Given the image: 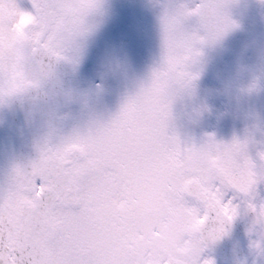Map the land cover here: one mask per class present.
<instances>
[{
	"label": "clouds",
	"instance_id": "1",
	"mask_svg": "<svg viewBox=\"0 0 264 264\" xmlns=\"http://www.w3.org/2000/svg\"><path fill=\"white\" fill-rule=\"evenodd\" d=\"M0 2L11 12L0 24V106H78L80 118L67 132L59 128L70 113L45 119L44 145L77 144L96 161L79 183L76 202L55 225L66 264H187L186 245L200 210L176 192L174 124L180 115L194 123L207 111L197 86L203 54L235 28L228 14L233 0H159V60L104 118L97 106L105 79L87 95L60 79L61 66H77L87 30L84 21L78 30L69 27V0H29L32 13L20 11L16 0ZM251 142L238 141L234 148L223 143L225 155L237 164L249 158ZM71 155L83 158L81 152ZM262 155L264 147L257 151L264 176ZM40 158L38 151L24 170L29 192L23 199L34 206L55 192L60 179V162L34 168Z\"/></svg>",
	"mask_w": 264,
	"mask_h": 264
},
{
	"label": "snow or ice",
	"instance_id": "2",
	"mask_svg": "<svg viewBox=\"0 0 264 264\" xmlns=\"http://www.w3.org/2000/svg\"><path fill=\"white\" fill-rule=\"evenodd\" d=\"M69 4V27L78 30L96 7L97 0H69ZM10 14L0 2V24ZM192 54L189 51L184 59ZM54 56L61 58L59 54ZM237 144L236 140L231 142L233 148ZM38 151L41 158L34 168L50 159L60 162L58 186L42 204L34 206L23 199L29 192L25 169L14 171L10 186L0 192V264H66L55 225L76 202L79 183L96 161L83 155L77 144L63 149L42 145ZM73 152H81L83 158L74 159ZM225 152L224 144L211 136L200 147H181L178 141L174 144L172 159L179 177L176 192L200 210L186 245L187 264H200V253L207 243L219 238L237 216L239 206L233 203L237 195L246 198L242 202L247 210L255 215L256 223L264 225V204L257 209L251 203L255 185L264 176H257L249 158L233 164ZM50 249L55 255H50Z\"/></svg>",
	"mask_w": 264,
	"mask_h": 264
},
{
	"label": "water",
	"instance_id": "3",
	"mask_svg": "<svg viewBox=\"0 0 264 264\" xmlns=\"http://www.w3.org/2000/svg\"><path fill=\"white\" fill-rule=\"evenodd\" d=\"M53 103V101L49 102L47 106L33 104L31 108L26 105L25 111L22 113L18 111V114L16 113V108L13 105L11 107V115L15 120L18 119V122H16L17 129L20 132L32 133L36 137L34 140H32V150L36 151L42 145L40 141V132H44L42 126L44 124L45 117H49L52 115ZM34 156L36 159V153L34 154Z\"/></svg>",
	"mask_w": 264,
	"mask_h": 264
},
{
	"label": "rangeland",
	"instance_id": "4",
	"mask_svg": "<svg viewBox=\"0 0 264 264\" xmlns=\"http://www.w3.org/2000/svg\"><path fill=\"white\" fill-rule=\"evenodd\" d=\"M72 111H73V109H68L67 110V112L70 113V116L72 118L71 119L72 122H74L76 120L77 116L79 115V113L78 112H72ZM70 128H71V126H70Z\"/></svg>",
	"mask_w": 264,
	"mask_h": 264
}]
</instances>
